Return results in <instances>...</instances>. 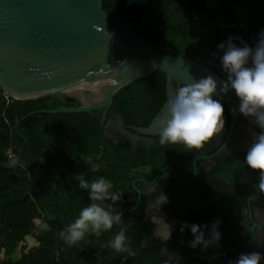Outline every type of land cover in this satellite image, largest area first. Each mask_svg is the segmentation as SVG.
<instances>
[{
	"label": "trees",
	"instance_id": "trees-1",
	"mask_svg": "<svg viewBox=\"0 0 264 264\" xmlns=\"http://www.w3.org/2000/svg\"><path fill=\"white\" fill-rule=\"evenodd\" d=\"M102 10L173 57L209 60L234 32L252 45L264 28V0H102ZM164 101L165 76L156 69L117 91L105 118L119 115L128 128H146ZM77 106L52 96L5 99L0 88V264H163L141 253L140 237L125 222L135 255L107 247L119 230L115 225L100 235L87 233L74 246L60 238L89 203L78 176H104L120 194L134 170L156 167L154 152L112 144L91 114L38 113ZM8 151L16 156L11 164Z\"/></svg>",
	"mask_w": 264,
	"mask_h": 264
},
{
	"label": "water",
	"instance_id": "water-1",
	"mask_svg": "<svg viewBox=\"0 0 264 264\" xmlns=\"http://www.w3.org/2000/svg\"><path fill=\"white\" fill-rule=\"evenodd\" d=\"M235 32L229 37H237ZM228 37V38H229ZM225 40L224 42H226ZM198 57L166 56L133 32L126 21L102 10V0H0V88L10 99L26 100L71 90L81 100L77 107L43 110L45 114L106 112L111 97L129 83L154 70L165 76V101L146 128L127 131L121 118H111L106 128L131 142H150L158 135V123L175 89L191 78L212 74L220 68ZM232 113L240 114L232 92L221 97ZM244 117V116H243ZM245 119H249L244 117ZM22 149V148H21Z\"/></svg>",
	"mask_w": 264,
	"mask_h": 264
},
{
	"label": "flooded vegetation",
	"instance_id": "flooded-vegetation-1",
	"mask_svg": "<svg viewBox=\"0 0 264 264\" xmlns=\"http://www.w3.org/2000/svg\"><path fill=\"white\" fill-rule=\"evenodd\" d=\"M218 57L210 63L213 70L220 68ZM219 75L225 76L221 69ZM223 105L227 110L224 131L201 150H187L179 144L162 146L158 135L150 142H131L115 126L106 128L107 120L111 118L113 123L119 115L105 118L106 112L90 113L97 120L95 126L112 144L131 152H154L156 167L134 170L136 177L120 193L121 199L114 207L122 212L124 225L133 227L140 237L141 253L155 261L229 264L241 252L257 251L264 255V190L258 187L257 172L244 162L252 134L259 129L241 114L233 120L231 111ZM124 128L132 132L133 127ZM160 192L167 196L164 205L156 203ZM214 219L221 221L219 249L201 252L199 247H187L192 235L187 228L181 232V225L210 226ZM214 254L216 258L212 259Z\"/></svg>",
	"mask_w": 264,
	"mask_h": 264
},
{
	"label": "clouds",
	"instance_id": "clouds-1",
	"mask_svg": "<svg viewBox=\"0 0 264 264\" xmlns=\"http://www.w3.org/2000/svg\"><path fill=\"white\" fill-rule=\"evenodd\" d=\"M235 39L240 43H235L229 37L226 42L216 45L222 53L218 59L224 78L217 80L208 74L191 78L190 83H183L175 89L174 95L167 101L166 115L158 123V143L162 146L179 144L187 150H201L219 138L225 127L221 97L232 92L238 99L236 110L250 118V123L259 129L252 134L244 162L249 169L257 172L258 187L264 190V28L259 30L252 45L239 37ZM77 179L79 188L87 191L89 203L59 232L65 245L74 246L89 232L100 235L102 231H110L114 225H120L107 247L117 253L135 255L130 248L126 229L122 226V212L114 207L121 196L114 190L111 180L99 176L89 181L82 175ZM106 201L113 203L106 204ZM167 202V196L160 192L156 203L164 205ZM220 223L219 219H214L210 226L182 224L180 231L187 228L192 235L187 247H199L201 252L209 248L219 249L223 235L219 230ZM41 227L47 228L48 225L42 223ZM215 258L214 254L212 259ZM262 261L264 255L252 251L241 252L229 264H262Z\"/></svg>",
	"mask_w": 264,
	"mask_h": 264
},
{
	"label": "rangeland",
	"instance_id": "rangeland-1",
	"mask_svg": "<svg viewBox=\"0 0 264 264\" xmlns=\"http://www.w3.org/2000/svg\"><path fill=\"white\" fill-rule=\"evenodd\" d=\"M209 4H211L210 2H208ZM45 96H49V97H56V98H64L65 100H68V101H71V102H78L80 105H81V100L77 97V96H74V95H69V94H66V93H63V92H56V93H51V94H45V95H42L38 98H43ZM30 100V99H28ZM27 243L30 244V240L27 239Z\"/></svg>",
	"mask_w": 264,
	"mask_h": 264
},
{
	"label": "built area",
	"instance_id": "built-area-1",
	"mask_svg": "<svg viewBox=\"0 0 264 264\" xmlns=\"http://www.w3.org/2000/svg\"><path fill=\"white\" fill-rule=\"evenodd\" d=\"M5 95V94H4ZM8 97L5 95V99H7ZM7 157H8V163L9 164H11V163H13L14 161H15V158H16V156H15V154H14V152L13 151H8L7 152Z\"/></svg>",
	"mask_w": 264,
	"mask_h": 264
},
{
	"label": "bare ground",
	"instance_id": "bare-ground-1",
	"mask_svg": "<svg viewBox=\"0 0 264 264\" xmlns=\"http://www.w3.org/2000/svg\"><path fill=\"white\" fill-rule=\"evenodd\" d=\"M63 93H66V94H69V95H74V96H77L75 93H73L71 90H63L61 91ZM43 94L41 95H31V96H28L27 98H38L40 96H42ZM78 97V96H77ZM79 98V97H78ZM80 99V98H79Z\"/></svg>",
	"mask_w": 264,
	"mask_h": 264
}]
</instances>
